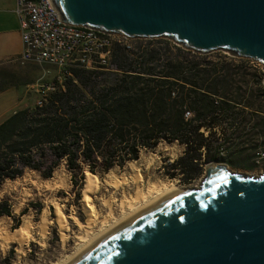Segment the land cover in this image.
<instances>
[{"label": "trees", "instance_id": "1", "mask_svg": "<svg viewBox=\"0 0 264 264\" xmlns=\"http://www.w3.org/2000/svg\"><path fill=\"white\" fill-rule=\"evenodd\" d=\"M138 46H119L133 52L118 49L112 69L75 68L64 88L0 123V185L27 169L50 178L63 162L77 184L85 167L93 174L123 168L163 141L184 146L168 174L189 184L225 159L226 142L241 140L249 123L253 136H264L256 104L264 101V70L252 59L170 41ZM0 215H12L6 199Z\"/></svg>", "mask_w": 264, "mask_h": 264}, {"label": "water", "instance_id": "2", "mask_svg": "<svg viewBox=\"0 0 264 264\" xmlns=\"http://www.w3.org/2000/svg\"><path fill=\"white\" fill-rule=\"evenodd\" d=\"M67 23L225 50L264 66V0H53ZM68 264H264V174L212 161L197 185L136 212Z\"/></svg>", "mask_w": 264, "mask_h": 264}, {"label": "rangeland", "instance_id": "3", "mask_svg": "<svg viewBox=\"0 0 264 264\" xmlns=\"http://www.w3.org/2000/svg\"><path fill=\"white\" fill-rule=\"evenodd\" d=\"M166 41L176 43L173 39L167 37L152 39L128 38L127 40L130 48L133 46L136 47V45L139 47L138 45L141 43L158 44ZM208 54L212 56H234L232 53L225 50H217ZM252 62H256L257 65L264 70V66L260 62L254 60H252ZM16 64L18 65L0 63V89L14 83L20 84L29 80L30 71L37 72L39 75L42 73L41 75H43L44 69L48 70L44 78L41 76L39 80H34L36 81V85L32 87L26 96L24 101L27 104L26 106L33 105L41 99V95L37 91L38 85L52 82L58 73V68L48 64L43 66L38 64H27L24 66L20 63ZM256 104L264 111L263 99L262 101L258 100ZM253 122L249 123L248 127L243 131L244 137L241 140L226 142L225 159L216 162L225 163L234 171L253 175L264 173V154L259 155L258 153L259 151H263L264 153V143H261L262 140H264V136L262 138L253 136V132H250L251 126L254 124ZM263 124L259 125V127L262 128ZM245 132L250 133L247 134ZM255 144H262V146L255 149L253 147ZM183 152L184 146L179 143L175 142L170 144L163 141L155 149L143 150L138 160L129 161L123 168L117 166L109 172L98 171L94 174L99 184V189L94 195L96 211L98 210V222H100V217L102 218V215L109 213L108 207L104 204L103 193L108 196L110 194V196L114 197L115 211L117 210L116 214L119 213V208H121L118 203H120L119 200L120 197H122V193L120 194V192H122L123 187L118 189V191L113 187L111 188L110 183L112 180L121 177L127 178V184H123L122 186L127 185V190L131 193L135 191L133 174H136V172L142 173L144 187L147 186L149 179L162 180L166 178L172 179L181 187L199 184L202 177L205 175L206 167L204 173L195 182L189 184L182 181V174L180 173L173 177L168 174L171 164L181 156ZM87 171L91 172L88 167H85L82 173L83 176L82 174L77 176L78 182L76 184L73 179V174L67 169L65 162H63L50 178L43 177L37 170L27 169L23 175L14 179H7L0 185V201L6 199L12 206V215H7L9 217L8 225L10 224L8 230H14L18 225L20 226L26 218H29L31 221L33 220L34 227L32 228L34 240L33 238L29 240L24 253L19 251V244L12 243L3 247L0 240V261L8 258L11 264H57V262L66 258L75 250L77 247L76 235L81 231L77 222L80 220L85 223L86 221V215L83 212V199ZM128 178H130V180ZM57 203L60 206L62 205L61 207L66 216L68 227L70 228L68 230L70 238L66 247L62 245L63 243L59 235V226L55 220ZM44 210L47 212L48 218L51 221L48 229L49 233H47L45 237L40 234V223Z\"/></svg>", "mask_w": 264, "mask_h": 264}, {"label": "bare ground", "instance_id": "4", "mask_svg": "<svg viewBox=\"0 0 264 264\" xmlns=\"http://www.w3.org/2000/svg\"><path fill=\"white\" fill-rule=\"evenodd\" d=\"M81 30H85V26L76 25V24L68 25L67 23H56V31H59L64 36H81ZM87 37H88V42H100L104 44H112L118 47L124 45L129 47L127 40L128 38H132L122 33H112L101 29H87ZM249 175H253V174H249ZM254 175L260 176L261 173ZM133 178H134L133 185L135 188V191L133 193L127 190L126 187L127 185L122 186L123 184H127L126 183L127 178L121 177L119 179L111 181L110 183L111 188L113 187L118 191V189L123 187L122 192H120V194L122 193V197H120L119 200L120 203H118L120 204L121 208H119L120 209L118 211L119 213L116 214L117 210L115 211L114 197L110 196V194L108 196L103 193L104 204L108 207L109 213L106 215H102V218L100 217V222H98L99 221L97 217L98 210L96 211V202L94 195L99 189V184L97 182V177L92 172L87 171L86 187L84 189V199H83L84 201L83 212L86 215V221L85 223L81 222L80 220L77 222L81 231L79 232V234L77 235L75 234L77 238L76 240L77 247L75 248V250L66 258L57 262V264H68L70 261L74 259V257L77 254H79L88 245L92 244L95 240L101 237L109 229L117 226L124 220L131 217L136 212L145 209L148 205L158 201L159 199L181 188V186H179L178 183L168 178L162 180L149 179L147 186L144 187L145 186L143 185L144 179L141 172L140 173L136 172V174H133ZM128 179L130 180V178ZM61 206L57 203L55 220L57 221V224L59 226V235L63 243L62 245L63 247H66L70 238L68 233V230L70 228L68 227L66 216ZM42 214L43 215L40 223V234L45 237L47 233H49L48 229L51 221L49 220L48 214L45 210L44 213ZM8 221H9V217L7 215H0L1 244L3 245V247L4 246L6 247L9 244L17 243L19 244V251L24 253L26 250V245L28 244L29 240L31 238H33L34 240V236L32 234V228H34L32 222L33 220L31 221L29 218H26L18 228H15L14 230L11 231L8 230V226L10 225V224L8 225Z\"/></svg>", "mask_w": 264, "mask_h": 264}, {"label": "built area", "instance_id": "5", "mask_svg": "<svg viewBox=\"0 0 264 264\" xmlns=\"http://www.w3.org/2000/svg\"><path fill=\"white\" fill-rule=\"evenodd\" d=\"M15 11L20 21L23 50L12 61L21 65L48 64L58 68L52 82L38 85L39 104L50 92L64 88L65 80L73 76L75 68L112 69L118 49L133 52L112 44L88 42L87 29H97L94 27L85 26L81 36H64L56 31V23L67 22L62 19L53 0H16Z\"/></svg>", "mask_w": 264, "mask_h": 264}, {"label": "crops", "instance_id": "6", "mask_svg": "<svg viewBox=\"0 0 264 264\" xmlns=\"http://www.w3.org/2000/svg\"><path fill=\"white\" fill-rule=\"evenodd\" d=\"M16 0H0V63H11L23 50V42L20 31V21L15 11ZM33 64L29 63L28 65ZM27 65V64H26ZM24 66V65H23ZM43 66V65H41ZM43 75L30 71L29 80L20 84H11L0 90V123L6 120L17 110L25 107L24 102L28 92L36 85V81ZM25 84V85H24ZM24 87V88H23Z\"/></svg>", "mask_w": 264, "mask_h": 264}, {"label": "flooded vegetation", "instance_id": "7", "mask_svg": "<svg viewBox=\"0 0 264 264\" xmlns=\"http://www.w3.org/2000/svg\"><path fill=\"white\" fill-rule=\"evenodd\" d=\"M229 167V166H228Z\"/></svg>", "mask_w": 264, "mask_h": 264}]
</instances>
